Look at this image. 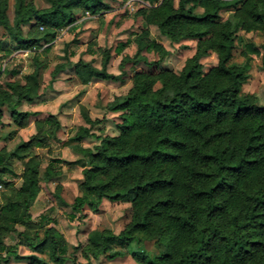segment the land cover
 Here are the masks:
<instances>
[{
	"label": "trees",
	"instance_id": "obj_1",
	"mask_svg": "<svg viewBox=\"0 0 264 264\" xmlns=\"http://www.w3.org/2000/svg\"><path fill=\"white\" fill-rule=\"evenodd\" d=\"M110 1L116 0H46L49 6L38 8L32 0H14L11 20L10 0H0V28L14 50L34 53V68L25 82L0 84V123L4 108L19 126H25L31 114L18 108L39 95L43 65L36 49L52 43L59 30H74L79 13L102 14ZM143 1L148 5L139 8L137 16L146 28L133 39L135 56L125 55L121 68L128 62L158 64L169 53L151 37L150 25L172 42L197 39L196 51L179 72H136L128 92L107 104L122 112L119 134L98 136L100 142L93 148L82 141L98 120L82 112L89 126H81L72 137L75 151L82 155L75 162L83 167V178L70 218H77L84 207L97 210L104 199L129 202L132 217L119 233L109 227L95 229L86 244L74 249L81 250L85 264H95L92 259L101 256H123V248L141 264H264V104L256 93L241 90L249 77L250 53L261 57L264 71V42L247 43L242 51L246 60L233 62L240 31L264 35V0ZM223 11L230 12L226 19ZM131 41L119 43L116 52L121 54ZM143 51L158 58L148 61ZM212 52L217 64L205 72L201 60ZM110 59L109 49L101 68L79 59L75 72L84 84L94 77L118 80L121 74L107 71ZM68 64L55 66L51 82ZM42 122L59 125L53 115L37 120V127ZM38 134L19 143L12 154L22 155L32 144L41 146L45 137ZM6 157L0 151L1 166ZM34 160H25L19 188L6 183L9 191L0 203V264L11 255L27 264H64L68 259L70 244L50 225L51 219L44 214L38 220L32 217L42 182L59 175L50 162L41 176ZM18 225L25 228L19 230ZM11 234L17 241L7 245L4 238ZM133 243L138 249H131ZM20 245L31 252L20 256Z\"/></svg>",
	"mask_w": 264,
	"mask_h": 264
},
{
	"label": "rangeland",
	"instance_id": "obj_2",
	"mask_svg": "<svg viewBox=\"0 0 264 264\" xmlns=\"http://www.w3.org/2000/svg\"><path fill=\"white\" fill-rule=\"evenodd\" d=\"M32 1L38 8L49 6L46 0ZM144 5L148 3L143 0H116L110 1L111 7L102 14L79 13L77 27L74 30L67 26L58 31L52 43L36 49L43 65L40 70L41 87L36 98L32 101H23L18 108L20 111L31 112L25 118V126L17 125L9 110L4 108L0 123V151L5 152L7 157L5 165H0V203L9 191L6 183L11 182L15 188L21 186L25 160L35 159V164L40 166L41 176L44 175L46 166L50 162H55L59 175L42 182L43 188L31 207V214L34 220H38L42 214L47 215L51 219L50 225L68 240L70 244L68 259L64 264L87 263L81 250H75L74 247L86 244L89 233L95 229L109 227L115 233H119L132 217V205L129 202L104 199L97 210L84 207L77 214V218L73 220L70 218L71 204L80 194L79 182L83 178V167L75 162L82 155L75 151L74 146L77 143L72 141V137L81 126H89L84 121L82 112L85 111L93 119L98 120L91 130L92 134L82 141L84 146L93 148L100 142L98 136L119 134L117 124L121 122L122 112L108 109L107 104L116 96L128 92L133 85V76L136 72L158 73L163 69L179 72L187 58L196 51L197 39L172 42L162 35L155 25H150L148 27L151 37L160 42L169 53L158 64H147L143 61L128 62L121 68L120 63L125 55L135 56L137 46L133 39L146 28L142 17L137 16V11ZM229 14V11H223L222 19H226ZM9 16L11 20L14 17V0H10ZM28 29L29 25L24 27L25 34ZM128 40L132 41L121 54H118L116 52L118 44ZM249 42L258 46L264 42V35L259 31H240L234 48L233 62L240 63L246 60L242 51ZM47 47L50 49L44 51ZM106 49L111 53L107 71L115 75L121 74L120 78L109 80L94 77L89 83H82L75 72L74 63L83 59L101 68ZM7 51L12 53L9 54ZM142 54L148 61H155L158 58L153 52L143 51ZM33 55L30 50H14V44L6 35V30L0 28V68L2 69L0 84L15 79L25 82V76L34 68ZM250 55L249 77L241 85V90L242 93H256L259 104H264V94L261 93L264 87V71L260 67L261 57L253 53ZM201 61L207 72L217 64V55L212 52ZM58 63L69 64L51 82V72ZM49 115L54 116L59 123L58 127L56 124L45 122L40 123V128L37 127L36 121H44ZM37 133L45 137L41 146L32 144L27 150H21L22 155L12 154L19 143L31 139ZM57 159H60V162H56ZM17 228L23 230L25 227L18 225ZM16 241L15 234L4 238L7 245H14ZM147 245L148 248L154 249L151 242ZM123 249L124 255L113 260L101 256L92 261L95 264H141L128 253L126 248ZM131 249H138V246L133 243ZM30 252L31 249L26 245H20L17 249L20 256ZM2 263L27 264V260L11 255L7 262Z\"/></svg>",
	"mask_w": 264,
	"mask_h": 264
}]
</instances>
